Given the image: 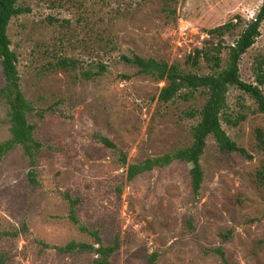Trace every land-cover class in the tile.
Here are the masks:
<instances>
[{"label":"rangeland","instance_id":"1","mask_svg":"<svg viewBox=\"0 0 264 264\" xmlns=\"http://www.w3.org/2000/svg\"><path fill=\"white\" fill-rule=\"evenodd\" d=\"M18 1L30 11L13 17L8 33L22 92L35 108L29 119L43 147L35 167L21 145L0 159L4 264H95L93 252L60 251L73 241L96 243L70 219V199L78 201L77 217L99 230L105 244L119 238L111 264H149L152 255L155 264H226L213 251L218 247L228 264H264V183L257 175L264 112L250 94L232 86L223 117V128L249 156L222 152L209 137L199 195L192 190L191 164L176 160L129 181L121 161L125 156L136 163L189 146L199 117L187 112L206 100L197 92L189 101L160 102L166 82L139 73L121 56L186 68L209 30L240 15L241 27L225 37L232 44L264 0H173L170 13L163 11V0ZM260 32L240 62L241 78L255 85L264 60V21ZM64 59L76 66H61ZM4 85L0 62V89ZM260 88L264 94V83ZM9 138L8 104L0 98V143Z\"/></svg>","mask_w":264,"mask_h":264},{"label":"trees","instance_id":"2","mask_svg":"<svg viewBox=\"0 0 264 264\" xmlns=\"http://www.w3.org/2000/svg\"><path fill=\"white\" fill-rule=\"evenodd\" d=\"M164 1V12L170 13L173 0ZM30 8L19 4L18 0H0V62L3 69L5 85L0 89V98L8 104V117L10 123V138L0 143V159L10 150L21 145L32 167L36 165L37 154L43 144L37 138V126L29 119V114L35 108L27 100L22 92L20 75L17 68V54L11 48V39L8 29L13 17L30 11ZM264 21V2L257 16L245 22L243 30L232 44H226L225 37L238 31L244 20L240 15L235 16L227 23L209 30L210 38L206 39L202 47L195 48L186 60V68L179 63H168L155 58H144L139 55L132 57L122 55L121 59L138 68L139 73L151 76L156 80L165 81L161 88L158 100L162 103L173 102L177 99L186 101L196 98L197 92L203 93L206 100L201 109H193L187 112L189 117H199L198 122L191 129L192 142L189 146L177 148L171 152L157 157H149L136 163H127L126 157H122L123 165L127 166V179L133 180L138 175L155 168H163L176 160L191 164L190 178L194 195H199L205 179V173L201 163L202 156L207 147V140L212 137L222 152H239L249 156L246 149L232 140L223 128V117L227 108V95L232 86H235L250 94L259 104V109L264 112V94L260 85L264 83L263 61L256 68L259 85L248 83L241 78L240 62L244 53L251 48L260 36L261 24ZM226 55L224 56V52ZM70 62V63H69ZM76 66L75 62L62 60L61 66ZM204 64V65H203ZM206 68V72H200ZM100 70L107 67L100 64ZM88 78L91 72H84ZM98 139L110 148H116L115 144L107 137L99 136ZM257 146L263 152V159L258 170V178L264 183V130L257 129ZM36 172L30 171V182L35 183ZM78 201L70 199V219L81 231L93 237L96 243L71 242L60 251L71 253L74 251H90L95 253V264H111V259L119 249V238L113 245L104 243L99 230L89 228L77 217L76 205ZM1 237V235H0ZM227 263L222 247L214 249ZM156 255H152L149 264H155ZM0 264H4L0 255Z\"/></svg>","mask_w":264,"mask_h":264}]
</instances>
